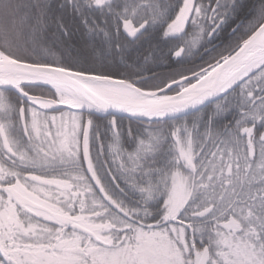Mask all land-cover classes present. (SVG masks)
Segmentation results:
<instances>
[{"label":"snow or ice","instance_id":"6c2138e0","mask_svg":"<svg viewBox=\"0 0 264 264\" xmlns=\"http://www.w3.org/2000/svg\"><path fill=\"white\" fill-rule=\"evenodd\" d=\"M0 264H264V0H0Z\"/></svg>","mask_w":264,"mask_h":264}]
</instances>
